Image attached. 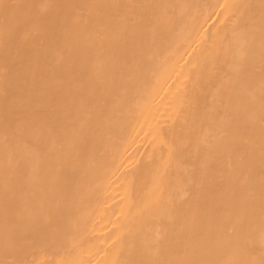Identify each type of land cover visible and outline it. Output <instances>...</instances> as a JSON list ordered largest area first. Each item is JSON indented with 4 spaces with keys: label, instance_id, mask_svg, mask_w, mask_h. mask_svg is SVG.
<instances>
[{
    "label": "bare ground",
    "instance_id": "obj_1",
    "mask_svg": "<svg viewBox=\"0 0 264 264\" xmlns=\"http://www.w3.org/2000/svg\"><path fill=\"white\" fill-rule=\"evenodd\" d=\"M0 264H264V0H0Z\"/></svg>",
    "mask_w": 264,
    "mask_h": 264
}]
</instances>
